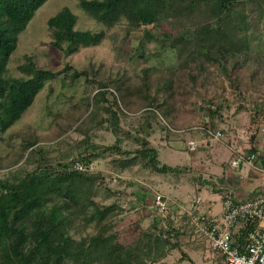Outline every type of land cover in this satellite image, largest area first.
Wrapping results in <instances>:
<instances>
[{
    "label": "trees",
    "instance_id": "trees-1",
    "mask_svg": "<svg viewBox=\"0 0 264 264\" xmlns=\"http://www.w3.org/2000/svg\"><path fill=\"white\" fill-rule=\"evenodd\" d=\"M47 1L0 0V135L23 116L48 82L67 76L72 81L83 77L84 82L96 88L93 95L86 97V116L76 124L75 131L82 136L76 144V159L54 164L48 157L49 147L31 136L24 140L23 150L24 162L33 169L0 179V264H153L155 258L166 256L167 248L180 249V232L173 228L172 220L166 221L162 234L153 241L150 234L142 233L127 244H119L116 238L112 239V232L115 219L123 212L121 204L97 203L93 193L103 179L101 173L75 171L73 163L87 165L111 155L124 157L123 161L114 160L123 170L139 167L159 175L188 171L186 167L161 164L157 150L144 137L138 140L137 150L128 152L120 149L118 140L111 146L95 145L91 142L92 133L104 125L113 134L121 133L120 116L124 112L120 106L128 107L131 93L140 98L147 114L159 116L171 130L164 119L170 122L175 118V76L180 81L178 76L186 75L189 90L204 88L214 70L228 81L230 90L240 100L259 89L258 76L264 65H258L259 55L249 49L247 10L257 11L250 20L257 29L264 14V0H78L82 13L101 26L96 32L77 30L78 18L69 7L47 19L50 46L64 57L100 45L107 31L119 26L123 37L115 48L117 57L133 33L140 37L131 59L147 61L150 56L174 52V66L142 68L141 83L131 93L124 81L88 79L85 71L78 72L68 65L59 71L38 68L30 56H25L17 67L22 77L8 75V64L20 36ZM149 43H155L157 50L146 54ZM250 67L244 80L240 71ZM159 72L165 73V78L152 79ZM252 80L255 81L251 83ZM206 109L208 116L214 117L219 105L211 102ZM256 136L257 133L250 138L246 151H255ZM159 221L152 227H157ZM78 222L83 229L92 226L93 233L75 240L71 232L79 226ZM190 238H194L193 232ZM185 258L182 254L179 261Z\"/></svg>",
    "mask_w": 264,
    "mask_h": 264
},
{
    "label": "rangeland",
    "instance_id": "rangeland-1",
    "mask_svg": "<svg viewBox=\"0 0 264 264\" xmlns=\"http://www.w3.org/2000/svg\"><path fill=\"white\" fill-rule=\"evenodd\" d=\"M77 3L78 0H48L36 12L27 29L20 36L18 47L10 58L8 64L10 77H22L17 67L23 63L25 56H30L38 68L59 71L68 65L78 72L85 71L88 74V79L124 81L131 93L141 83L140 70L142 68L158 67L161 69L175 65L176 57L172 51L159 57L150 56L147 61L136 57L131 59L134 49L138 46L140 37L138 33H133L130 36L124 51L117 57L115 48L123 37L121 26L107 31V36L100 45L84 48L76 54L64 57L61 52L50 46L51 35L46 25L49 17L63 7H69L78 18L75 26L77 30L96 32L101 28L82 13L77 7ZM256 12V10H247L249 23L246 36L251 53L258 54L261 59V63L259 62L258 65H264V14L261 21L257 23V29L250 24V20L257 14ZM156 50V44L149 43L146 54H151ZM251 67L249 70L240 71L244 80H247ZM261 70L262 72L258 76L259 83H257L260 84V88L248 93L242 100L236 97V93H232L228 81L214 70H212L208 85L204 88L197 86L189 90L190 85L187 83L186 75H179L180 81L176 76L173 77L175 85L178 86L174 89L175 118L170 122L164 119L171 130L166 128L165 122L159 116L154 113L147 114L144 111L145 105L140 98L131 93L127 97L128 107L120 106L124 112L120 116L121 133L113 134L108 125H104L92 133L91 142L95 145L111 146L118 140L120 149L128 152L137 150L140 145L138 140L144 137L158 150V160L161 164L182 168L189 167V160H192L193 166L200 163L199 166L206 169L205 175H200L194 169L189 173L184 172L172 176H169L170 174H166L167 176L165 174L157 175V178L163 181V186L157 188L160 189L157 190L159 193H153L152 198L155 194H160L168 202L169 206L165 217H161V213H158L154 207L153 223L156 220L160 221L157 223V227H152L153 223L151 222L149 224L143 222L141 225L140 223L128 224L127 216L120 215L115 219L116 227L112 232V239L116 238V241L123 245L131 242L135 237L141 236L142 233H148L153 241L154 238L162 234L166 221L171 219L173 228L180 232V249L167 248L166 256L155 258L153 264H222L219 260L208 258L209 252L203 242L197 240L199 239L197 235L194 236L195 239L190 238V233L194 228L190 224V218L186 211L195 199L194 189L197 187L203 188V196L214 201L215 204L220 201L219 195L221 196V193L230 187L228 180L236 173L231 171L228 166L231 153L226 147V143L230 142L229 144L234 145L237 142L245 151L249 149L252 142L250 138L257 133L260 117L264 116V110L259 107V100L264 98V66L261 67ZM71 72L69 71V73ZM154 78L162 80L165 78V73L159 72L152 77V79ZM254 81L252 80L251 83ZM94 88L96 86L84 82L83 77L72 81L67 76L63 80L58 78L46 83L23 116L7 132L0 135V179L23 175V172L33 169V166H27L24 162L26 152L23 150L24 140L31 136L37 137L39 144L49 147L48 157L54 164L68 163L72 159H76L78 153L76 144L82 139V136L75 131L76 124L86 116V97L89 98L95 93ZM149 92L152 94L153 88ZM211 102L219 105V111L214 117H209L206 111ZM200 125H209L221 130L225 136L224 140L216 142L207 137L203 131L193 130ZM190 140L197 146L195 151H190L191 153L186 149V143ZM179 143L183 144L185 149L182 150V153L169 149ZM179 147L182 146L179 145ZM120 159L123 161L124 157L106 155L91 162L95 167L94 172H100L103 178L96 185L93 193L94 200L101 206H107L114 202L124 204L126 198L123 199V197L129 196L130 181L141 186L140 182L131 179L133 178L131 172L133 173L134 170L140 172L142 169L132 167V169L123 170L114 161H120ZM147 172L152 176L156 175L152 171L146 170ZM174 176H177L178 181L181 179V182L179 185L177 184V187L176 185L172 186V194H168L169 192L166 191L169 189L167 181L170 180V183H173ZM133 189L138 190L136 185L131 188V190ZM168 197L175 203H183L185 207L177 210L172 209ZM175 216L179 217L175 218ZM78 224L79 226L71 232L75 240L93 233L92 226L83 229L80 222ZM162 238L161 240H163ZM182 254L187 258L180 262Z\"/></svg>",
    "mask_w": 264,
    "mask_h": 264
},
{
    "label": "built area",
    "instance_id": "built-area-1",
    "mask_svg": "<svg viewBox=\"0 0 264 264\" xmlns=\"http://www.w3.org/2000/svg\"><path fill=\"white\" fill-rule=\"evenodd\" d=\"M259 107L264 110V98L259 100ZM258 125L255 151H244L237 142L234 145L227 142L231 153L228 166L240 182L248 180L249 172L253 174L254 180L262 182V190L243 199H238L231 188L224 190L219 214L200 212V199H195L186 211L194 236L199 237L197 240H201L209 252L208 258L220 260L222 264H264V116L260 117ZM193 130L204 131L216 142L225 137L221 130L204 129L202 125ZM196 147L193 141L186 144L188 151H195ZM72 168L78 172L95 171L92 163L75 162ZM153 205L161 217H165L169 205L162 195L153 196Z\"/></svg>",
    "mask_w": 264,
    "mask_h": 264
},
{
    "label": "crops",
    "instance_id": "crops-1",
    "mask_svg": "<svg viewBox=\"0 0 264 264\" xmlns=\"http://www.w3.org/2000/svg\"><path fill=\"white\" fill-rule=\"evenodd\" d=\"M179 145H181L182 147H179ZM162 147H166V146H162ZM169 149L173 150V151H180V153L183 152L182 150H185L183 144H181V143L174 145L172 148H169ZM157 152H158V150H157ZM189 163H190V166L186 167V168H188V171H186V173L192 172L194 169L196 172H199L200 175L206 174V172H205L206 169L199 166V165H201L200 163L198 164L196 162L198 164L197 166L192 165V160H189ZM131 174H132L131 177H133L131 179H135L136 181L140 182L141 186H138V184H136L135 182L130 181L129 185L131 186V188H134V185H136L138 190H134V189L131 190V188H130V190L128 189V191H130L129 196H126L124 194V196H126V197H123V199H125V198L126 199H125L124 204L121 203V207L123 209L121 216H127L126 219H128V222H127L128 224L140 223V225H141L143 222L144 223L147 222L148 224L150 222L153 223V221H154L153 218L155 217V213H154L155 209H154V205H153L152 195H153V193H159L157 190H160V189H157V188H160L161 186H163L162 185L163 181H161L157 178L158 177L157 175H159V174L152 176V175L148 174V172L146 173V170H144V172H142V170L140 172H137L136 170H134L133 173L131 172ZM167 175H169V174H167ZM172 175L173 174H170L169 176H172ZM174 177H175V180H173L174 181L173 183H170V180L167 181V183L169 184V189L166 190L169 192L168 194H172V188H171L172 186L176 185V187H177L181 182L180 178L182 176L179 178L180 179L179 181H178V179H176L177 176H174ZM252 177H255V176H253V174H251L249 172L248 180H246L244 182H240L237 179V175H235L228 180V183H230V187H228V188H231L232 190H234V193L238 197V199H243L244 197H246L249 194L261 191L262 190V182L260 180H254V178H252ZM170 184H172V185H170ZM248 190H250V191H248ZM202 191H203V188L199 189V187H197L196 189H194L195 199L202 200V204L200 205L201 207H200L199 211L203 212V213L213 214V215L219 214L221 211V206H222L221 196L219 195V200H220L219 203L215 204L214 201H210L206 197H204L202 194ZM168 200H169V197H168ZM169 202H170L171 208L175 209V210L183 209L185 207V205H183V203L181 204L180 202L175 203L172 200H169ZM177 217H179V216H175V218H177ZM172 218L174 219L173 215H172Z\"/></svg>",
    "mask_w": 264,
    "mask_h": 264
}]
</instances>
